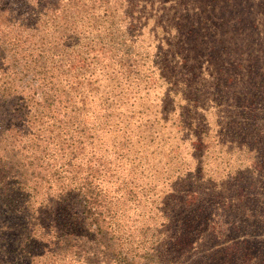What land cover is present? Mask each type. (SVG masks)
I'll list each match as a JSON object with an SVG mask.
<instances>
[{"label":"trees","instance_id":"16d2710c","mask_svg":"<svg viewBox=\"0 0 264 264\" xmlns=\"http://www.w3.org/2000/svg\"><path fill=\"white\" fill-rule=\"evenodd\" d=\"M195 28L164 0H0V264H264L219 218L264 199V32L231 64L239 114L216 120L249 164L202 175L184 143L209 125L175 104ZM205 234L223 238L202 253Z\"/></svg>","mask_w":264,"mask_h":264},{"label":"rangeland","instance_id":"374dc122","mask_svg":"<svg viewBox=\"0 0 264 264\" xmlns=\"http://www.w3.org/2000/svg\"><path fill=\"white\" fill-rule=\"evenodd\" d=\"M168 8V14L172 15V11L177 8L182 11L184 16L192 17L196 21L197 31L196 37L198 41L187 42L191 50L199 52V59L195 67V73L191 76L189 73L185 74L186 69L181 70L182 80L180 86L184 100L180 103H175L182 107L183 112L193 113L196 117H201L199 122H207L209 128L207 130V140L204 142L195 140H187L184 145L187 151L196 148L194 155L185 154L183 151L184 161L187 162L191 169L192 167L200 170V173L212 174L216 167L222 168L227 164L241 166L240 164L248 165L241 152H238L235 145H229L232 149L231 156L228 157L227 145H218L217 140H227L228 135L223 132L221 137H218L220 130L216 125L217 119L222 122L230 120V115L239 114V99L236 94H231L232 89L241 86L238 82L228 80L233 75L232 62L242 60L246 61L247 54L253 45L252 39H257L262 31L264 32V11L257 8L258 0H164ZM173 1L176 5L172 4ZM264 1V0H263ZM253 5V9L249 8ZM248 6V8H247ZM256 6V8H255ZM253 22V24L251 23ZM149 27V28H148ZM144 36L153 35L159 31L154 29L150 22ZM150 29V31H149ZM260 32V33H259ZM186 43V42H185ZM257 43V41H256ZM255 44V43H254ZM212 46L213 49H210ZM210 49V50H209ZM210 52H212L210 54ZM223 60H227V68L223 65ZM240 63V62H239ZM237 66V65H236ZM238 69L242 70L239 66ZM218 71L221 72L220 75ZM227 74V79L225 78ZM228 80V81H227ZM183 90V91H182ZM219 90V91H217ZM244 91L246 88L239 87L238 91ZM161 91L156 89L152 91L155 95ZM241 93V92H240ZM185 105V107H184ZM188 108V111L186 110ZM192 111V112H190ZM193 115V116H194ZM185 116V115H184ZM259 122L263 121V117L258 114L254 116ZM245 123V122H244ZM241 128L244 133L251 132V127L247 124H242ZM231 137V136H230ZM226 143V142H224ZM192 145V146H191ZM206 145V146H205ZM244 159V160H243ZM228 160V161H227ZM243 160V161H242ZM242 161L240 164L238 162ZM258 159V164H260ZM200 167V168H199ZM263 170L264 174V161ZM194 171V172H195ZM215 174V172H213ZM260 174L259 168L257 170V177ZM264 176V175H263ZM226 196H221L218 193L214 196V203L220 201L222 206L227 203ZM257 203H248V211L245 212V218H242L240 213L231 215L230 205L227 203V212L224 215L221 213L219 218L227 221L235 222L234 225H229L230 235L239 232L246 235L247 239H254L264 246V199L260 198ZM259 202L262 204H259ZM244 221V223H242ZM227 227V226H226ZM228 228V227H227ZM223 236H219V241L216 237L210 238V235H204L198 243L199 251L202 253L207 251L215 243L221 241ZM262 254L264 256V247H262ZM264 261V259H263Z\"/></svg>","mask_w":264,"mask_h":264}]
</instances>
